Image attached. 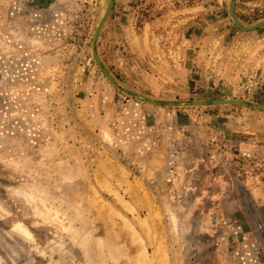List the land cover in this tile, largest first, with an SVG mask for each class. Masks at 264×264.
Here are the masks:
<instances>
[{
  "label": "rangeland",
  "instance_id": "1",
  "mask_svg": "<svg viewBox=\"0 0 264 264\" xmlns=\"http://www.w3.org/2000/svg\"><path fill=\"white\" fill-rule=\"evenodd\" d=\"M109 1L0 0V264H243L264 111L175 102L264 106V27L231 0H115L96 50L118 87L93 52Z\"/></svg>",
  "mask_w": 264,
  "mask_h": 264
},
{
  "label": "water",
  "instance_id": "2",
  "mask_svg": "<svg viewBox=\"0 0 264 264\" xmlns=\"http://www.w3.org/2000/svg\"><path fill=\"white\" fill-rule=\"evenodd\" d=\"M236 4H237V0H231V16L232 19L235 23V25L242 31L244 32H251V31H255L257 29L263 28L264 27V22L259 23L255 26L252 27H245L242 25V23L240 22V20L237 17L236 14ZM115 5V0H110L109 1V5L106 9V12L104 14V16L102 17L100 23L98 24V27L96 29L95 35H94V41H93V52H94V57L100 67V69L102 70V72L104 73V75L116 86L119 87L118 83L115 81V79L113 78V76L106 70V68H104L97 50H96V43H97V39L101 33V30L105 24V22L107 21L109 15L111 14L112 9L114 8ZM148 103L151 104H163L162 102H158L155 100H151V99H146L145 100ZM232 104H236V105H241V106H246V107H250L256 110H261L264 111V106L263 105H257V104H250L247 103L245 101H241V100H235V99H224V100H215V101H190V102H175V105L177 106H184V105H214V106H220V105H232Z\"/></svg>",
  "mask_w": 264,
  "mask_h": 264
},
{
  "label": "crops",
  "instance_id": "3",
  "mask_svg": "<svg viewBox=\"0 0 264 264\" xmlns=\"http://www.w3.org/2000/svg\"><path fill=\"white\" fill-rule=\"evenodd\" d=\"M170 10V9H169ZM169 10H167L166 11V13H165V15L162 17V19H168V16H169ZM174 12L172 11V14H173ZM161 20H157V21H152V20H149V21H147V22H145L144 23V29H143V33H142V40H141V42L143 43L144 42V40L146 39V35L145 34H147L148 35V39H149V41L150 42H152L153 41V36L151 35V31H150V28L152 27V25H154V23L156 22H160ZM170 33V35L171 36H169L167 39H165V36H161V35H157L158 36V41H159V46H158V48L159 49H156L155 47H153V54L154 53H156V51H157V53L159 54V55H164V57H166V62H167V64H169V61H168V57H169V53H171L172 51H175V48H174V46L173 45H169V46H167V45H164V48H162L161 47V45H160V43L162 42V41H171L172 42V44H174V32L172 31V32H169ZM172 33V34H171ZM147 55V54H146ZM155 55V54H154ZM147 58H152V55H147ZM166 71L167 72H163L164 74H163V78L164 79H166V80H168V81H170V80H172V81H174V79L172 78V75H174V74H172V69L170 70L169 68H167L166 69ZM159 73V72H158ZM161 76V74L159 73V77ZM175 82V81H174Z\"/></svg>",
  "mask_w": 264,
  "mask_h": 264
},
{
  "label": "flooded vegetation",
  "instance_id": "4",
  "mask_svg": "<svg viewBox=\"0 0 264 264\" xmlns=\"http://www.w3.org/2000/svg\"><path fill=\"white\" fill-rule=\"evenodd\" d=\"M257 245H254L255 250H252V254H248L249 258L242 257L243 264H264V231L263 228L257 226L255 229ZM251 257V258H250Z\"/></svg>",
  "mask_w": 264,
  "mask_h": 264
},
{
  "label": "bare ground",
  "instance_id": "5",
  "mask_svg": "<svg viewBox=\"0 0 264 264\" xmlns=\"http://www.w3.org/2000/svg\"><path fill=\"white\" fill-rule=\"evenodd\" d=\"M104 136H105V138H106L107 140H110V141H111V138H110L109 134L105 133ZM32 194H33V193H32ZM24 196H25V195H24ZM25 197H26V196H25ZM30 199H31V198H30ZM173 218H174V217H173ZM173 218H172V219H173ZM175 218H176V217H175ZM174 220H175V219H173V222H174ZM177 223H179L178 220H177V221L175 220V223H174V224L176 225V228H175V229H177V227H178V226H177V225H178ZM178 228H179V227H178ZM21 229H22V228H21ZM21 229H20V231H21ZM175 229H174V230H175ZM175 232H176V231H175ZM22 233H25L23 229H22ZM26 233H27V232H26ZM26 233H25V234H26ZM82 233H83V232H82ZM179 234H180V233H179ZM26 235H27V234H26ZM27 237H28V236H27ZM79 237H80V236H79ZM178 237H179V236H178ZM88 238H89V236H88ZM105 245H106V244H105ZM90 246H91V245H90ZM92 246H94V242H93ZM102 246H104V245H102ZM92 248H93V247H92ZM94 248H95V247H94ZM99 248H100V247H99ZM113 248H115V247H113ZM98 250H99V249H98ZM112 252H113V251H112ZM117 252H119V251H117ZM120 252H121V251H120ZM114 254H116V253L114 252ZM109 255H110V254H109ZM123 255H124V254H123ZM102 256H103V255H102ZM104 256H105V255H104ZM115 256H116V255H115ZM118 258H119V257H118ZM183 259H184V258H183ZM183 259L181 260V263H182ZM179 264H180V263H179ZM183 264H184V261H183Z\"/></svg>",
  "mask_w": 264,
  "mask_h": 264
}]
</instances>
